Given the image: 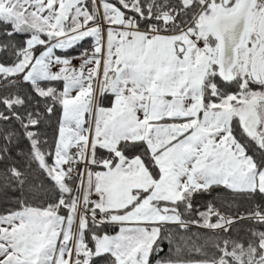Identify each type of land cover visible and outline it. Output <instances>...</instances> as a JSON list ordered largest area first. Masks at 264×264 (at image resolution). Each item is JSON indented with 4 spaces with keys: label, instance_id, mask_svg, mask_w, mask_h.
Returning <instances> with one entry per match:
<instances>
[{
    "label": "snow or ice",
    "instance_id": "snow-or-ice-1",
    "mask_svg": "<svg viewBox=\"0 0 264 264\" xmlns=\"http://www.w3.org/2000/svg\"><path fill=\"white\" fill-rule=\"evenodd\" d=\"M0 264H264V0H0Z\"/></svg>",
    "mask_w": 264,
    "mask_h": 264
},
{
    "label": "trees",
    "instance_id": "trees-1",
    "mask_svg": "<svg viewBox=\"0 0 264 264\" xmlns=\"http://www.w3.org/2000/svg\"><path fill=\"white\" fill-rule=\"evenodd\" d=\"M55 125H56V117H52L50 123L48 125H46L45 128L43 129V131H45L47 133V137L50 141H51L52 137L54 136ZM22 148H24L26 150L25 145H22ZM193 231H196V230L193 229ZM187 258L199 259L200 257L193 253L190 256H188Z\"/></svg>",
    "mask_w": 264,
    "mask_h": 264
}]
</instances>
